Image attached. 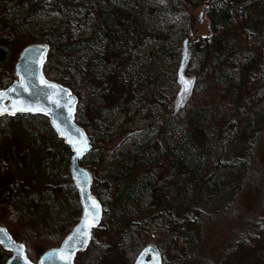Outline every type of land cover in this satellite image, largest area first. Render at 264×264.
<instances>
[{"label": "rangeland", "instance_id": "obj_1", "mask_svg": "<svg viewBox=\"0 0 264 264\" xmlns=\"http://www.w3.org/2000/svg\"><path fill=\"white\" fill-rule=\"evenodd\" d=\"M108 1L121 12L120 24L135 42L130 54L115 50L114 58L99 44L87 48L81 43L80 63L84 68L92 53L99 51L100 56L94 59L93 79L86 83L77 81L75 89H69L76 98L75 108L85 113L90 125L93 124L90 143L96 154L90 158L92 161L100 157L117 158L138 146L148 145L153 151L147 154V173L163 176L168 164L163 155L164 144L184 146L189 142L200 147L205 131L209 138L219 141L228 121H234V126L243 121V117L236 115L241 106L232 100V87L210 83V69L207 72L195 60V43L206 42L208 49L215 46L203 0H195V7L191 0H169V5L165 0ZM82 2L0 0V16L10 17L19 32L6 61L0 65V89L16 79L13 68L21 49L28 44H47L36 40V36L59 23L68 7ZM179 11H183L181 15H177ZM229 32L235 35L237 26H231ZM262 40L249 37L244 42L260 51L259 59H252L251 65H261L264 79ZM3 44L0 40V45ZM213 55L206 52L204 64L211 63ZM242 57L249 59V56L239 59ZM252 72L258 74L257 69ZM181 76L191 81L188 91H182ZM51 77L58 83L56 72H51ZM260 85L258 91L264 89V81ZM247 91L250 88L246 87ZM252 94L253 91L250 96L243 95L245 102ZM195 110H203L209 117L204 129L189 123ZM22 128L14 123H8L3 131L0 127V225L22 242L28 257L36 261L44 250L57 247L67 234L61 226L51 231L41 225L39 215L44 218L54 215L58 202L77 211L79 200L74 195L69 163L56 168L54 159L50 158L52 152L46 153L45 145L50 138L32 145ZM106 133L115 138L107 143L99 142ZM239 154L238 166L210 174L209 182L213 186L211 191L207 188L211 195L208 202H194L185 214L168 206L155 220L131 223L121 231H108L100 222L91 235V244L75 255L73 264H95L97 260L98 264H131L141 247L148 244L158 249L163 264H264V123L252 144H243ZM214 155L210 153V163ZM8 159L11 160L7 162ZM199 159L202 168L209 167L202 155ZM54 181L60 183L59 191L48 186ZM14 182L27 188L20 195L37 220H32L26 211L13 210L9 186ZM61 234L65 235L60 238ZM114 247H120L119 252ZM93 248L101 252L96 259ZM5 257L0 250V264Z\"/></svg>", "mask_w": 264, "mask_h": 264}, {"label": "trees", "instance_id": "obj_2", "mask_svg": "<svg viewBox=\"0 0 264 264\" xmlns=\"http://www.w3.org/2000/svg\"><path fill=\"white\" fill-rule=\"evenodd\" d=\"M165 1L169 5V0ZM203 3L208 8L207 18L212 38L215 39L212 43L215 46L208 49L206 42L195 43V60L207 72L210 69V83L218 82L223 83L224 86L232 87V100L237 101L241 106L236 115L243 117V121L234 126V121H228L230 118L228 117L226 119L228 124L224 127L221 139L216 141L213 137L209 138L205 131L203 146L200 147L189 142H186L184 146L164 144L163 155H165L168 164L167 171L163 176L147 173L149 165L147 154L153 151V148L148 145L138 146L137 149L120 154L117 158L100 157L97 161H92L90 156L96 154V149L84 155L78 164L86 168L91 175V191L101 204V217L98 224L103 222L108 231H121L127 229L131 223L139 224L147 220H155L161 212L166 211L168 206H173L174 210L185 214L190 212V206L194 202L200 204V201L208 202L211 195L207 188L213 186L212 181L209 182L210 174L214 170L220 174L222 169L229 170L231 167L238 166L239 151L242 145L249 143L250 146L256 138L258 129L264 123V89L258 91L259 85H262L264 81L260 73L262 68L261 65H251L252 59H259L260 51L244 42L249 37L261 38L264 42V0H203ZM62 5L67 6V3H62ZM191 5L197 6L196 1L191 0ZM62 7L61 11H63ZM169 9L172 8L169 6ZM172 11L174 10L172 9ZM182 12H177V15H181ZM63 14L59 23L36 36V40L48 44L46 60L42 66V73L46 79L56 81L51 77V72H56L59 75L58 83L73 90L78 84L77 81L86 83L93 79L94 59L100 57L99 51L92 53L87 58L84 68L80 63L81 43L87 48L99 44L105 53H110L109 57L111 58L115 57V54H112L115 53V50L124 51V54L125 52L131 53V47L135 40L131 35L125 33V28L120 24L121 12L108 0H83L82 5H72ZM234 25L237 26L235 35L229 32L231 26ZM18 33L11 18L1 15L0 40L4 44L0 45V65L6 61L8 50L12 43L18 39ZM237 36L243 38L240 39ZM208 51L214 53L213 61L211 63L206 61L204 64L203 57H206ZM227 56L230 57L229 60L226 59ZM240 56H249V59H245V57L239 59ZM216 66L222 70L217 71ZM255 69L258 74L252 72ZM120 73L116 74L121 75ZM121 77L124 78V76ZM122 85L125 86L123 83ZM254 85H256V89ZM246 87L250 88V91L245 92ZM251 91L253 94L250 100L245 102V97L250 96ZM243 102H245L244 106ZM249 104H252L250 108ZM97 116L99 115L97 114ZM86 118L88 116L85 113H79L78 109L75 110V123L85 130L89 141H91L93 124L90 125ZM207 119L209 117L206 116L205 111L195 110L189 123L204 129ZM0 122L1 131L8 127V123L23 126L22 132L27 135L32 145L45 137L50 138V142L45 147L48 148L47 155L52 152L50 158L54 159V167L68 165L70 149L57 137L45 115L39 113L18 114L14 117L3 115L0 117ZM114 138L106 133L99 139V142L107 143ZM229 139L232 141L230 142ZM248 139L250 140L248 141ZM41 150L44 151V145L41 146ZM213 152L215 154L214 161L210 163L208 158ZM189 155H191L190 159ZM200 155L207 160L209 167L202 168L201 161H199ZM7 156L9 155L6 154ZM10 160L8 159L7 162ZM48 184H50L48 185L50 188L60 190V183L56 184L54 181ZM26 190L27 188H22L18 182L9 186V198L15 205L13 210L26 211L32 220H37L34 216L35 212L29 210L20 195ZM74 195L76 198L78 197L76 191H74ZM73 208V206L71 208L70 205L58 202L57 207L54 208L56 213L46 217L47 219L39 215V222L41 225H46L51 231L61 226V229L68 233L67 231L76 224L80 215V211H73ZM76 208L78 209L79 206L77 205ZM96 226L92 229L91 235ZM179 234L182 238L184 237L183 231ZM63 235L61 234L60 238ZM89 244H91V239L86 246ZM114 248L119 252L120 247ZM93 250L96 254L94 259H96L101 255V252L97 248H93ZM95 264H98V260Z\"/></svg>", "mask_w": 264, "mask_h": 264}, {"label": "water", "instance_id": "obj_3", "mask_svg": "<svg viewBox=\"0 0 264 264\" xmlns=\"http://www.w3.org/2000/svg\"><path fill=\"white\" fill-rule=\"evenodd\" d=\"M41 46H46V48L42 49ZM47 52L48 46L46 44H29L24 46L19 52L18 58L13 68L16 79L13 80L12 83L9 84L6 88L0 90H7L15 87L16 92L9 93V95L13 98H18L26 106L46 107L49 110L47 113L24 110L17 111L15 115L7 113H5L4 115L11 117H14L18 114L39 113L45 115L57 137L61 139L64 144H66L70 149L71 155L69 158L68 171L72 183L78 194V200L81 209L80 216L77 223L72 227L67 235H65L59 246L46 250L43 254H41L36 264H72L75 253L82 250L87 245L90 239H88L86 245L84 246H80L79 244H77L76 249L74 250V254L71 256L70 260L63 259L61 254L53 250L64 248V241L68 238L69 235L73 234L78 225L82 224L85 204H87L89 208H91V201L87 199L88 195L94 197L100 205V208L98 210L99 215L97 217V223L99 222L101 217V204L91 191L92 178L89 171L78 164V161L94 148L91 147L84 129L78 126L74 121L76 98L70 93V90L67 87L54 81L48 80L43 75L44 78L49 82L61 86L62 91H60L59 95L57 96V99L60 101V103L55 104L51 99L48 98L49 95L52 94L53 90L49 89L45 85L40 84L39 82V77L42 73V66L46 60ZM41 60L42 63L40 62ZM22 78L25 83L30 86V91H25L21 86ZM5 103L10 104V101L6 100ZM70 108L72 109V111L69 110ZM1 116L3 115H0V117ZM57 125H59V128L57 127ZM62 132L64 133L63 135L61 134ZM81 133H83V135L87 137V142L90 146L84 151L83 155L77 156L75 148L73 147V144L69 142V140H79L81 138ZM97 223H95L91 227L90 231L94 226H96ZM8 237L9 235L7 234V236H5L3 238V241L1 242L6 249H10L13 251L12 256L7 260L6 264H27L23 247H21L22 245L14 243L13 240L11 238L9 239ZM64 255H67V253H64ZM162 262V256L159 251L153 245L148 244L143 246L139 250L131 264H163Z\"/></svg>", "mask_w": 264, "mask_h": 264}, {"label": "snow or ice", "instance_id": "obj_4", "mask_svg": "<svg viewBox=\"0 0 264 264\" xmlns=\"http://www.w3.org/2000/svg\"><path fill=\"white\" fill-rule=\"evenodd\" d=\"M41 48L45 49L46 46H41ZM40 62L42 63V60ZM39 82L40 84L45 85L49 89L53 90L52 94L49 95L48 98L51 99L55 104H59L60 101L57 99V96L59 95V92L62 91L61 86L46 80L42 73L40 74ZM181 83L184 85V89L182 91H188L191 81H188L183 76H181ZM21 86L25 91H30V86L25 83L23 78L21 79ZM10 92L15 93L16 88L13 87L7 90H0V115H4L5 113L15 115L17 111L24 110H29L32 112L40 111L45 113L49 111L46 107L26 106L18 98H13L12 96H10ZM6 100L10 101V104L5 103ZM69 110L72 111L71 108ZM57 127L59 128V125H57ZM61 134L63 135L64 133L62 132ZM80 137L81 138L79 140H69V142L73 144L77 156L83 155L84 151L90 146L88 145L87 137L84 136L83 133L80 134ZM87 199L91 201V208H89V206L85 204L82 224L78 225L73 234L69 235L68 238L64 241V248L53 250L61 254L62 258L65 260L71 259V256L74 254V250L76 249L77 244H79L80 246L86 245L88 239L91 238L90 229L95 223H97V217L99 215L98 210L100 208V205L91 195H88ZM5 236H7V230L0 228V242L3 241V238ZM8 238L10 239L11 237ZM64 253H67V255H64ZM25 259L27 260V257H25ZM27 264H31V261H27Z\"/></svg>", "mask_w": 264, "mask_h": 264}, {"label": "flooded vegetation", "instance_id": "obj_5", "mask_svg": "<svg viewBox=\"0 0 264 264\" xmlns=\"http://www.w3.org/2000/svg\"><path fill=\"white\" fill-rule=\"evenodd\" d=\"M0 227L1 228H3V229H6L5 227H3V226H1L0 225ZM7 230V229H6ZM7 234L9 235V237H11V239L13 240V242L14 243H16V244H20V245H22V247H23V251H24V256L25 257H27V261H31V263L32 264H36L37 263V261H38V259H39V257L41 256V254H43L46 250H48V249H46V250H44L41 254H40V256L36 259V261H32L29 257H28V254H27V251H26V247H25V245L22 243V242H19L18 240H15L11 235H10V233L7 231ZM61 243V242H60ZM59 246V245H58ZM57 246V247H58ZM86 247V246H85ZM84 247V248H85ZM53 248H55V247H53ZM83 248V249H84ZM49 249H51V248H49ZM0 250H2L4 253H5V255H6V257H5V259L3 260V264H6V262H7V260L12 256V254H13V251L12 250H10V249H6L4 246H3V244L0 242ZM158 250V249H157ZM81 251V250H80ZM79 251H77L76 253H75V255L78 253ZM75 255H74V257H75ZM74 257H73V259H74ZM72 264H73V260H72Z\"/></svg>", "mask_w": 264, "mask_h": 264}]
</instances>
